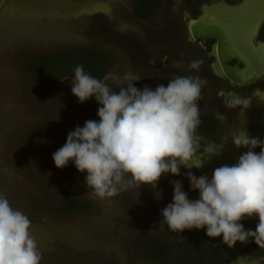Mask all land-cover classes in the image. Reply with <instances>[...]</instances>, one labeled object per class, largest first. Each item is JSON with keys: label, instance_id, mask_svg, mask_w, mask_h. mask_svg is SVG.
Segmentation results:
<instances>
[{"label": "rangeland", "instance_id": "1", "mask_svg": "<svg viewBox=\"0 0 264 264\" xmlns=\"http://www.w3.org/2000/svg\"><path fill=\"white\" fill-rule=\"evenodd\" d=\"M135 2L8 0L0 14V193L31 220L30 233L42 253L40 264H174L172 261L184 250L187 239L182 233L168 230L166 224L160 227L161 210L173 200L171 182L181 181L189 199H198V190L190 188L188 172L211 179L212 162L215 167L232 165L247 151L234 144L223 145L221 162L211 156L198 171L182 166L179 176L171 174L156 188L132 187L104 200L89 195L86 173L81 180L69 182L51 171L53 153L66 143L68 133L76 126L83 127L87 120L99 121L100 105L94 97L78 102L71 91L74 76L67 71L57 75L56 92L34 94L28 63L68 47H101L111 57L106 75L123 77L132 73L141 78L138 82L158 77L160 73L153 72V67L165 60L168 49L176 43L182 50L186 48L181 37L187 24L174 15L176 0H164L152 21L139 24L133 16ZM208 3V16L228 25L238 47L244 43L248 58L264 66V46L256 48V30H249L250 22L257 23L264 15V0ZM160 46H164V52H158L153 62H146ZM190 59H197V55L190 54ZM106 83L114 91L119 90L120 85L112 80ZM226 131L232 132L229 125ZM196 136L200 148L214 143L197 133ZM220 145L215 144L213 150ZM255 151L259 153L260 148ZM69 164L74 166L71 161ZM62 193L90 200L92 208L70 215L59 213L56 208ZM241 222L251 225L258 223V218ZM158 239L170 245L167 254L153 252ZM228 264H264V259L243 252Z\"/></svg>", "mask_w": 264, "mask_h": 264}, {"label": "clouds", "instance_id": "2", "mask_svg": "<svg viewBox=\"0 0 264 264\" xmlns=\"http://www.w3.org/2000/svg\"><path fill=\"white\" fill-rule=\"evenodd\" d=\"M201 63L193 60L189 67L198 70ZM140 79L132 73L123 77L109 73L97 79L83 65L74 66L72 94L81 104L94 97L100 105L99 121L76 126L52 159L58 169L71 161L77 171L86 173L85 185L94 198H112L143 185L156 188L163 175L179 176L182 166L202 167L196 131L201 124L198 101L206 81L176 76L155 89L148 85L138 89L134 83ZM108 80L119 84V90L114 91ZM250 106L251 97L233 98L226 104L242 110ZM232 142L237 149H247L235 164L216 167L211 179L187 173L198 199H189L181 181L171 182L173 200L161 210L160 227L166 224L175 233L205 229L209 238L222 236L229 248L254 240L264 249V139L239 130ZM222 147L209 154H219ZM252 217L258 218L255 230H245L241 221ZM31 227L29 217L0 193V264H40L42 253Z\"/></svg>", "mask_w": 264, "mask_h": 264}, {"label": "flooded vegetation", "instance_id": "3", "mask_svg": "<svg viewBox=\"0 0 264 264\" xmlns=\"http://www.w3.org/2000/svg\"><path fill=\"white\" fill-rule=\"evenodd\" d=\"M209 1L210 0H176L174 15L176 17L183 18L187 24L186 31L182 33L181 37V39H184L182 44L185 45L186 48L182 50L180 43H173L174 46L168 49L170 52L165 53V60L153 67V72L160 73V75L156 78L144 80H160L165 78L167 80H172L176 76L191 75L206 81V84L202 87L201 99L198 101V105L200 107V118H214V120L217 121L218 128H216L214 132L210 133H205L199 129L196 131L197 134L209 138L214 142L210 145V147L204 145L200 148L198 146L197 155L201 156V159H204L202 161L204 163L207 161V158H210L211 156L212 158L210 159H216L218 162H221L223 160L221 158V153L223 152L224 147L221 149L219 154H209V150H213L215 148V144L230 145L234 147L233 143L231 142L232 136L235 135L239 130H242L241 128L246 129L247 132L253 136L264 139V66H262V63L260 65L259 63L256 65L248 58V54L244 52V43L240 46V48L238 47L236 36L231 33V29L227 25L229 32L233 35L235 48H237V51L241 56L240 60L233 59L230 62V65L237 69H243L241 77L243 78L244 83L240 84L234 82L222 71L219 58L217 56L218 40L215 38H208L205 44H203L200 38L195 39L191 34L190 22L192 19L208 18L217 20L208 16V14L205 12L207 11V8L211 7V4L208 3ZM7 2L8 0H6V4ZM139 21L147 22L137 19L138 23ZM250 23L249 30H251L253 27L256 30V35L254 38L257 45L256 48H259L260 45L264 46V15L258 20L257 23ZM257 39L260 40V43L257 42ZM160 47L161 48L156 49V52L152 54V57H149L146 62H153L156 57L158 58V54L160 52H164V46ZM174 47H176V49ZM188 49L189 51H187ZM190 54H196L197 59L195 60L202 62L198 70L190 69L189 65L193 61L190 59ZM244 61H247V65L243 63ZM247 74L250 76H247ZM243 97H251V106L249 108L242 110L239 107H226V104L230 99ZM218 113L223 114L224 118L219 119L217 115ZM253 113H256L260 116L261 123L263 125L262 127L258 125V116L255 118L257 127L254 125L252 115ZM227 125L230 126L233 133L231 131H226ZM221 139L226 140L222 141ZM233 161L234 159L232 162ZM212 163L210 167L214 170L216 167L213 166ZM190 169L191 171H198V168L196 167H191ZM256 225L257 223L251 224V226L254 227H256ZM254 257L257 259H264V256Z\"/></svg>", "mask_w": 264, "mask_h": 264}, {"label": "trees", "instance_id": "4", "mask_svg": "<svg viewBox=\"0 0 264 264\" xmlns=\"http://www.w3.org/2000/svg\"><path fill=\"white\" fill-rule=\"evenodd\" d=\"M162 4L163 0H136L133 8V16L139 20L152 21L159 13ZM110 61V53L101 47H68L56 54L40 55L28 63V69L32 76V91L37 95L53 94L58 90L57 75L62 71H67L74 76V66L77 64L83 65L85 71L95 78L103 79L106 76ZM169 81L166 78L160 80L151 79L143 82H135L134 86L142 89L144 85H148L152 89H155L157 85H166ZM252 115L254 125L257 127L255 118L258 116V125L262 127L260 116L256 113ZM200 120L201 124L198 129L205 133L214 132L218 128L217 121L212 117H203ZM48 165L50 167L52 165L51 171L55 175L69 182L78 181L84 177V173L77 171L75 165L68 164L63 169H58L54 162ZM170 177V173L163 175L158 184L167 182ZM91 208L92 203L90 200L70 193H62L60 204L56 210L59 213L70 215L79 211H87ZM241 223L245 230L251 229L254 231L256 228L244 222ZM181 233L186 237L187 245L183 251L178 252V258L176 256L172 261L174 264L176 262L178 264H228L233 257L243 252L250 253L254 256H264V249L259 248L254 240H250L246 244L237 242L233 248H229L222 242V236L209 238L206 235L205 229L184 230ZM169 246L167 242L158 239L153 246V252L167 254L171 250ZM168 260H171V256Z\"/></svg>", "mask_w": 264, "mask_h": 264}, {"label": "water", "instance_id": "5", "mask_svg": "<svg viewBox=\"0 0 264 264\" xmlns=\"http://www.w3.org/2000/svg\"><path fill=\"white\" fill-rule=\"evenodd\" d=\"M6 4V0H0V14ZM191 34L195 39L200 38L205 44L208 38L218 40L217 56L223 73L232 81L243 84L241 73L243 69H237L230 65L234 60H240V53L235 48L233 35L226 24L208 18L192 19L190 22ZM247 65V61L243 62Z\"/></svg>", "mask_w": 264, "mask_h": 264}]
</instances>
